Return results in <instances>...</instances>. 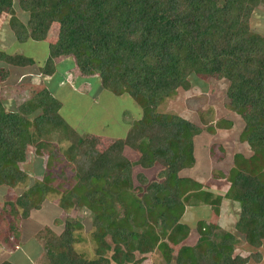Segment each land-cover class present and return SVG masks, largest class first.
I'll list each match as a JSON object with an SVG mask.
<instances>
[{
    "label": "trees",
    "instance_id": "16d2710c",
    "mask_svg": "<svg viewBox=\"0 0 264 264\" xmlns=\"http://www.w3.org/2000/svg\"><path fill=\"white\" fill-rule=\"evenodd\" d=\"M251 1L18 0L20 11L28 15L24 26L15 16L13 0H0V15L10 16L8 26L17 42H42L51 23L58 25L45 68L54 59L72 57L81 76H96L103 90L128 94L145 112L124 140L97 152L80 142L61 118V104L49 89L36 92L14 110H7L0 101V187L10 189L24 183L26 174L19 165L25 161L27 147L51 151L53 138L61 142L67 136L71 141L65 153L74 164L76 185L64 194L61 204L73 200L90 212L93 232L89 239L95 257L87 259L73 249V226L78 223L66 222L59 236L47 238L48 264H132L136 254L145 255L158 247L157 224L173 243L185 239L187 227L179 223L185 202L194 205L200 196L210 195L201 191L183 201L178 178L182 169L193 164V141L201 129L179 116L158 113L157 108L177 89H190V78L227 83L226 104L243 123L240 141L251 155H233L224 198L238 205L235 230L248 246L262 245L264 35L250 29L249 19L257 5ZM0 62L15 68L33 63L25 56L1 51ZM58 74L53 79L63 78ZM124 147L139 155L140 168L159 167L152 182L138 175L145 186L140 198L131 193L132 164L123 156ZM43 178L48 180L47 174ZM42 183L36 182L18 196L16 204H10L12 216L21 209L20 217L25 218L32 208H38L47 193ZM9 230H14L12 224ZM198 232L202 237L199 247L181 250L175 264L248 261L237 256L224 259V249L213 246V240L227 235L225 243L231 248L232 235L216 234L203 226Z\"/></svg>",
    "mask_w": 264,
    "mask_h": 264
},
{
    "label": "rangeland",
    "instance_id": "374dc122",
    "mask_svg": "<svg viewBox=\"0 0 264 264\" xmlns=\"http://www.w3.org/2000/svg\"><path fill=\"white\" fill-rule=\"evenodd\" d=\"M256 1L249 25L253 32L264 35V4L262 0ZM252 3L246 0V4ZM13 8L15 16L26 26L28 15L20 11L18 0H13ZM9 17L6 13L0 15V51L8 55L25 56L33 63L15 68L0 62V101L4 107L14 110L36 92L47 88L61 104L58 114L80 142L102 152L117 141L124 140L126 133L143 118L145 112L142 106L126 93L114 94L103 90L96 76H81L72 57L54 59L51 67L45 68L50 45L58 36V25L51 23L42 42L27 40L20 43L9 29ZM55 72L63 78L58 80V74L57 80L56 77L53 79ZM190 80V89H177L159 105L157 112L179 116L201 129L193 141V164L182 169L178 178L183 201L187 200L188 195L191 200L201 191L210 195L200 196L194 205L185 202L179 221L187 227L184 240L173 243L157 224L154 234L160 246L145 255L136 254L132 264H175L181 250L199 247L202 238L198 232L199 226L210 227L216 234L224 232L235 238L231 248L225 243L227 235L213 240V246L224 249L220 251L224 259L237 256L248 258L245 264H264V241L259 248L248 246L244 236L235 230L238 205L224 198L233 155H251L249 147L240 141L243 123L226 104L227 83L211 78ZM70 142L67 136L61 142L53 138L49 142L51 151L27 147L25 161L19 165L26 174L24 183L10 189L0 187V264H48L47 238L59 236L66 222L78 223L73 226V249L87 259L95 257L89 239L93 232L90 212L73 200L61 204L66 197L64 194L76 185L74 164L65 153ZM123 156L132 164L131 193L140 198L145 186L138 181V175H143L148 183L152 182L157 179L159 167L140 168L137 162L139 155L128 147H124ZM44 174H47L48 180L44 181ZM36 182H43L47 190L38 208H32L25 218L20 217L21 209H18L17 216H12L10 204H16L18 196ZM114 191L118 192L119 189ZM115 210L120 212L121 207L116 206ZM11 224L13 231L9 230ZM11 232L12 235L7 239ZM178 232L181 234L180 228ZM5 240L8 243L4 245Z\"/></svg>",
    "mask_w": 264,
    "mask_h": 264
},
{
    "label": "crops",
    "instance_id": "0c3cea01",
    "mask_svg": "<svg viewBox=\"0 0 264 264\" xmlns=\"http://www.w3.org/2000/svg\"><path fill=\"white\" fill-rule=\"evenodd\" d=\"M63 70H61V73H62ZM51 83V82H50ZM47 89V88H46ZM17 257V256H16ZM17 260H19V258H17Z\"/></svg>",
    "mask_w": 264,
    "mask_h": 264
}]
</instances>
